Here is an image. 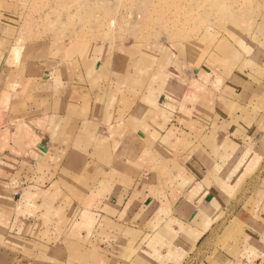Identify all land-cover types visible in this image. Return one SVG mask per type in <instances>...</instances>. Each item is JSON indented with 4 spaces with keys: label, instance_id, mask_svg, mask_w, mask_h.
Instances as JSON below:
<instances>
[{
    "label": "crops",
    "instance_id": "crops-1",
    "mask_svg": "<svg viewBox=\"0 0 264 264\" xmlns=\"http://www.w3.org/2000/svg\"><path fill=\"white\" fill-rule=\"evenodd\" d=\"M22 18L0 0V264H264L262 23L186 48L22 38Z\"/></svg>",
    "mask_w": 264,
    "mask_h": 264
},
{
    "label": "rangeland",
    "instance_id": "rangeland-1",
    "mask_svg": "<svg viewBox=\"0 0 264 264\" xmlns=\"http://www.w3.org/2000/svg\"><path fill=\"white\" fill-rule=\"evenodd\" d=\"M22 19V38H63L69 44L130 40L153 46L180 44L222 45L223 37L244 38L252 43L253 33L264 26V0H16ZM259 181V180H258ZM248 182L239 201L253 205L254 183ZM264 182V181H263ZM249 195V196H248ZM236 199V198H235ZM234 199V200H235ZM237 200V201H238ZM235 205L226 218L235 217ZM246 212H241L246 215ZM239 223V222H238ZM220 234V231H218ZM219 235L214 247L223 246ZM216 248L212 249V252ZM199 252L186 264H205L210 259ZM209 258V259H208ZM208 259V260H207Z\"/></svg>",
    "mask_w": 264,
    "mask_h": 264
}]
</instances>
